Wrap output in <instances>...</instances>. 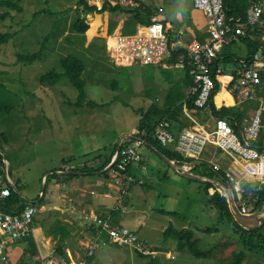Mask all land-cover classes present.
I'll use <instances>...</instances> for the list:
<instances>
[{"label":"rangeland","instance_id":"374dc122","mask_svg":"<svg viewBox=\"0 0 264 264\" xmlns=\"http://www.w3.org/2000/svg\"><path fill=\"white\" fill-rule=\"evenodd\" d=\"M10 1L22 8L14 10L0 6V13L9 14L5 20L0 21V31L9 35L8 41L2 45L0 51V133H5L8 139L3 154L8 162L9 179L14 183V187L16 185L19 189L20 195L32 202L42 193L44 176L61 168L63 160L70 159V163L79 164L81 158L86 156L74 157L114 143L119 144L121 140L127 139L125 136L130 135L136 125L135 111L141 107L137 94L141 92L143 95L145 89L154 90L147 87L145 79L153 73L149 67L156 65H133L119 69L111 60L105 46L108 38L117 34L118 27L116 26L109 36L106 32L110 20H116L115 16L110 17L107 13L90 14L92 27L82 35L73 30L75 20L85 16L82 14L83 6L77 3L78 0ZM89 1L91 5L102 7L95 0ZM149 1L152 0H148L145 5H148ZM155 2L165 7V17L167 16L175 27L188 28L196 24L203 25L205 22L207 29L206 17L202 10L194 7L193 0ZM236 40L224 43L222 49L218 50L219 54L225 50H234L237 45L241 46V42ZM40 50L42 53L39 59L32 62L20 59L21 56L31 55ZM69 55L82 58L85 65L81 77L85 91V103L82 107L70 104L77 101L79 92L68 78L61 77L55 84L40 80L51 70L56 72L62 70L60 60ZM237 78L240 79L238 73ZM113 81L116 83L115 87L111 86ZM88 102L93 105H89ZM118 152L116 151L104 170H111L112 165L117 162ZM157 162L161 166L159 174L166 175L169 180V194L161 192L159 199L145 202L146 197L152 196L151 193H147L146 196L142 195L140 201L133 199L132 205L129 203L130 196L124 197L127 212L134 211V205H139L143 211L141 216L153 230L147 232L143 229L149 228L141 229L134 224L133 217L129 218V215L122 212L119 214L123 219V226L118 227L136 231L137 234L132 232L145 245L138 237L135 245L141 243L145 248H152L164 255L145 256L136 250L135 245H115L110 242L105 244L108 238L106 233H103L98 242L101 244L93 257L87 259L88 262L154 264L151 261L156 258L161 264H216L214 258L194 259L186 249L179 250V242L187 240L180 239L177 232L190 234V241L194 242L195 247L206 250L231 230L217 221V213L209 206L203 192V182L188 178L161 159ZM154 174L157 176V170H154ZM58 180L61 182L60 178L50 182L45 194L46 197L57 199L58 202L52 201L51 204L40 208L37 205L38 212L33 217L32 225L34 222L35 226H42H36L39 230L36 239L42 253L53 251L52 248L45 246L47 234L44 229L56 230L59 225L54 222L55 219H59V224L62 220L70 226H76L79 231L76 238L68 239L67 242L71 246H64V255L68 252L65 247L70 249L71 254H84L80 259L76 258L75 254L73 258L67 257L72 262L79 259L77 264H80L92 246L90 240L92 242V238L99 235V229L95 223L87 224L80 212L61 200L65 198L61 196L64 189L60 188L62 184H58ZM228 181L230 182L229 178ZM163 188L157 186L156 190L163 191ZM170 211L172 213L169 214ZM78 216H81V219ZM85 224L90 228L95 224L94 232L92 230L88 233L89 229ZM162 227L172 232L163 233ZM176 230L178 231L175 232ZM260 232L264 235L262 229ZM50 240L54 249L60 247L63 249V244ZM252 252H247L250 255V257L247 255L248 264H264V250H261L259 255L254 253L257 251ZM57 255L61 257L59 253ZM173 255L176 258L172 259ZM8 256L14 264H21L22 261L25 264L27 253L23 250L22 244H17L9 247ZM164 257L171 261L166 260L164 263ZM62 258L64 259L63 256Z\"/></svg>","mask_w":264,"mask_h":264},{"label":"crops","instance_id":"0c3cea01","mask_svg":"<svg viewBox=\"0 0 264 264\" xmlns=\"http://www.w3.org/2000/svg\"><path fill=\"white\" fill-rule=\"evenodd\" d=\"M261 1H264V0H261ZM148 5L153 6L152 8L153 15L158 14L159 10L161 9L159 18L162 20V23L164 24L166 22L169 23L170 28L171 29L173 28V31L175 32L177 31L180 32V34L183 35V39L186 42L191 41L193 39H196L202 42L204 41L207 42L209 40L207 29L205 28V22L203 23V25L196 24L195 26L188 27V28L175 27L167 19V16L165 17L166 9L163 5L156 3L155 0L149 1ZM263 12H264V7H263ZM126 18L127 16L124 17L122 15H118L117 33L121 32ZM91 27L92 26L90 25L89 29ZM140 27L141 26L136 27V33L143 32V30H140ZM254 35H255V38L259 40L258 48L261 46L264 47V38L258 33H254ZM236 41L241 42V46L237 45L234 48V50L232 49L225 50L224 55H226L227 52L235 54V57H233V60L242 59V58H250L252 55L248 54L247 45H245L244 42L241 40H236ZM240 48H243V49H240ZM218 55L222 57V55L219 54V52H218ZM233 60L230 61L228 59V60H225L223 63L221 62L220 63L221 65H230L234 63ZM168 61L166 62V64L163 63L160 65L149 67L153 70V73L150 75L149 78L145 79L143 77V79H145L146 84H148L147 87H149L150 89H154V90L151 91V90L145 89V93L143 95L141 94V92L137 94V98L141 102L140 104L141 107H138V109H136L135 111V115L137 116V119L135 121L136 124L139 118L144 113H148L151 115L153 114L154 116H156L154 118L160 121L158 126L167 129L174 136H177L180 133V131L184 128H190V129L194 128L197 130L200 129V130H206V131L208 129L212 130L214 126V122L217 119L218 115L212 112L211 105L206 109L198 110L196 107H193V106L190 107L187 104L186 100L190 96V89H189L190 80L186 76V71L184 68L183 69L179 68L176 62L174 61H169V62ZM189 65L190 64H185L184 67H187ZM234 72L236 71L233 68L230 70V72L228 70L227 73L225 70L223 74L219 75L216 78L218 85H217V90H215V94L211 100V103L217 110L236 109L237 113H236V116L234 117H237L238 119L239 123H237V127H238L237 133L240 134L250 123V119L253 115V112L256 109V107L254 108L253 106L252 107L250 106L249 109L246 110L245 114L241 116V114L243 113L242 110H245L244 104L247 103V101L251 99H253V101H256V102L258 101V105H257L258 107L264 104V97L262 96V94L258 95V93L264 92V90H262L264 88V82H261L258 85L259 86L258 90L254 88L253 90L254 92L252 93V97L250 99L241 100L238 96L232 95L233 93L231 94L229 91L228 82L230 81L231 74ZM180 95L182 96L183 99L181 98V100L176 104V106L178 107H173L172 110H177V109L182 110L183 116L187 118L184 121V123H186L185 127H181L180 124L175 123V121L173 120L172 121L165 120L167 116L166 115L161 116L160 114L162 110H165L166 104H170V102L178 100ZM140 97L141 99H139ZM138 104L139 103H136V105ZM153 109H155L156 112ZM224 118L227 120L226 117ZM177 119L179 122L178 117L175 120ZM134 128H137V126L135 125V127H133L132 130ZM172 148H173V151L177 153L174 147H171V149ZM261 149L263 148L261 147ZM90 152L74 157V158H79L81 156H86V157L81 158V161L79 164H72L70 163V159H69L65 161L62 167L59 168L57 171H54L47 175V177L50 175H53L54 173L58 175L54 179H58V178L61 179V182H59L60 180H58L57 183L62 184L60 185V188L64 189V193L61 196L66 198L65 199V198L60 197L61 200L65 201V204L67 203L70 208L76 209L78 212H80V214L82 215V218H84L85 222L89 225H91V223H94L93 218L96 217V218H102L105 220H109V223L112 226H115V227L123 226L122 225L123 219L120 217V214H119L120 212H122L124 214L129 215L128 216L129 218L133 217L134 224H137V226L140 227L141 229L149 228L147 226V223L144 221L143 216H141L143 211L141 210V208H139V205H134V211L127 212L128 208L124 207V205L126 204V199L124 197L126 195L130 196L129 203L130 205H132L134 204L133 199L136 198L138 201H140L142 199V195L146 196L147 193H151L152 196L150 198L146 197L144 199L145 202L152 201L153 199H159L160 198L159 194L161 192H164L165 195L169 194L170 192V189L168 186L169 180L167 179L166 175L159 174L161 173V166L157 164L158 159L163 160L166 164L173 167L175 170L177 169L176 165H178L181 162H185V167L187 169L190 168L188 167L189 164L190 165L192 164L193 167L195 166V168L193 169L194 175L192 174L190 175L183 174V175L187 176L190 179L203 182V192L206 195L207 200H209V197L211 196L212 192L217 191V189L224 188V190L226 191L225 188H229V189L231 188V193L233 197L235 196V203L237 205L245 203L247 208L250 209L253 212V214L259 213L262 209L261 207L259 208V210L257 208L255 210V207H256L255 203L257 200V193L261 191L262 189H264V187L260 186L256 179L250 178L245 174V172L242 169L241 159L225 153L224 151H222L221 149H219L217 146L213 144L207 145V147L204 149L202 154L197 159H192L190 157L186 159V157L184 156L182 160L180 161L170 160L169 158L163 155H160L154 149V147L147 148L144 145L141 148V156H142L141 161L142 162L140 164H132L128 168V173L133 178V180L126 181V187H125L126 193L124 194L121 193L122 192L121 188L119 187L118 184L115 183L113 178L111 177L109 178L108 176L106 177L102 176L101 172L88 173V172L81 171V172H77L75 177L73 178H71L70 176H67V174L74 167H80V168H83L84 166L93 167L98 163V160H94L91 155H87ZM165 159H168V162ZM244 163L247 164L248 166V163L246 161ZM154 170H157V176L154 174ZM190 172H192V169L190 170ZM45 176L43 179L44 191H45V185H46V179H47V177ZM228 178H233L234 181L230 183L228 182ZM235 182H237L236 186H234ZM49 185L50 183L48 184V186ZM157 186L164 187L163 191L161 190L157 191L156 190ZM236 187L237 189H235ZM44 191L42 190L41 195H39L40 197L43 196ZM228 199L229 197H227V201ZM52 201L54 203L58 202L57 199L53 200V199H50L49 197L44 196L43 205H39V208L42 206L45 207L46 205L51 204ZM27 203H30V201H28ZM153 208L154 207H151V209ZM52 209H54V207ZM62 211H65V210H62ZM170 213H172V211H170L169 214ZM60 221L62 222L61 224H59V219H55L54 221L55 223L59 225L56 230L47 231V229H44L45 233L47 234L46 240H45L46 242L45 246L46 248L50 247L52 248L53 251H57V253H59L57 248L54 249V247H52L50 239L54 240L56 243L63 244V249H61L62 253H59L61 255V258L63 256L67 264H77L78 260L82 258L84 254H79V253L71 254L70 249L66 247L71 246V244L68 243L67 241L68 239L72 237L76 238V234L79 230L76 226H73L72 224H71L72 226H70L67 222H64L62 220ZM67 221L71 222L70 220H67ZM87 224H85V227L89 229V231L87 230L88 233H90L92 230L94 232L93 227L95 224L92 225L93 226L92 228H90V226ZM36 226H40V225H36ZM36 226L34 225V222H33V227H32L33 237L26 238L22 242L18 243V245L19 244L23 245V250L27 253L25 264H37V262L39 261L41 257L48 256L53 252V251H50L48 253H42L41 250L39 249L38 242L36 239V233L39 230L36 229ZM143 230L147 232H151L153 228L143 229ZM62 231H64L65 235H67V233H69V235L67 236L63 235ZM161 231L163 233L172 232V230H169L165 227H162ZM177 231L178 230H176L175 232ZM134 232L136 233V231ZM63 236H64V239H62ZM87 237L89 238V235ZM95 240H98V239L93 237L92 242ZM78 242H80V238H78ZM92 242L90 240V243ZM107 242L108 240L105 241V244ZM140 242L142 243V241ZM64 246H66L65 247L66 250L68 249V252L65 253L66 255H64V252H65ZM73 254H75L76 258H79V259L74 260L72 262L67 257L71 256V258H73L74 256ZM21 264H24V261H22Z\"/></svg>","mask_w":264,"mask_h":264},{"label":"built area","instance_id":"2783aa9c","mask_svg":"<svg viewBox=\"0 0 264 264\" xmlns=\"http://www.w3.org/2000/svg\"><path fill=\"white\" fill-rule=\"evenodd\" d=\"M103 5L106 2H112L120 7L135 9L140 7L147 0H95ZM195 7L204 11L207 17L208 38L206 42L196 39L185 44L186 54L179 56V66L182 67L183 59L188 58L191 65L189 74L192 77L193 84L190 92L196 93L194 106L199 109H206L209 106V100L214 91V76L223 73L218 69L213 73L209 71V65L213 62L216 51L223 42L230 40L229 33L242 35L244 30L249 27L250 31L264 27V19L261 17L264 7V1H255L247 12V26L237 27L235 30L227 22L223 11L222 0H194ZM88 4L90 1L87 0ZM156 23L152 27L149 34H138L127 36L118 33L112 36L113 43H107V51L111 60L118 66H129L134 63L153 64L163 59L167 54L171 43L168 32L171 28L164 27V23L159 17H154ZM238 21V20H237ZM180 41V40H179ZM254 64V65H253ZM237 70L241 75L240 85L235 88L238 97L241 100L250 99L254 88L262 82L264 74V51L257 52L247 60H240L237 64ZM243 93V96H242ZM264 118V104L259 106L253 112L248 126L238 134L233 131L227 124L225 119H216L215 128L202 133L197 129L184 128L175 137L171 132L157 128L152 131L155 139L163 145H169L182 156H199L205 147L213 144L225 153L235 156L242 160V169L245 174L256 179L260 186L264 187V144L259 148L255 142L259 137V132L263 127L262 120ZM146 131L139 128L133 129L129 143L122 146L119 143V152L115 168H111L110 172L113 180L121 188V193H126V181L133 180L127 171V167L132 164H139L141 161V147L145 145L144 137ZM248 163L245 164L244 162ZM250 165V166H249ZM252 165V167H251ZM233 182L234 179L230 178ZM12 186V182L7 180ZM230 182V183H231ZM237 182L234 183V186ZM237 189V187L235 188ZM10 190L7 187L0 189V199L6 198ZM243 214H249L250 211L245 203L241 204ZM36 208L27 203L17 213L4 212L0 208V264H14L8 256V247L16 245L26 239L33 233L31 220ZM93 222L99 229V235L103 231H109V241L116 245H135L137 237L126 229H111L110 223L102 218H93ZM97 240L92 242V246L80 264H98L94 261L88 262V258L93 257L98 246ZM136 248L144 254L151 253V250L145 248L141 244H137ZM40 264H67V262L59 257L57 253H51L40 259Z\"/></svg>","mask_w":264,"mask_h":264},{"label":"trees","instance_id":"16d2710c","mask_svg":"<svg viewBox=\"0 0 264 264\" xmlns=\"http://www.w3.org/2000/svg\"><path fill=\"white\" fill-rule=\"evenodd\" d=\"M255 1H261V0H223V11L225 13V17L226 20L229 24H232L233 28H236L238 26V23L235 21L237 18L240 19V21H242L244 23V26H247V12L249 10V8L255 3ZM80 6H83L82 8V14H84L85 16H80L78 19L75 20V22L73 23V30L76 33L82 34L84 35V33H86L89 29L90 26V22H91V18H90V14L93 13H97V14H103V13H107L108 15H110V17L115 16L116 20H110L109 26H108V30H107V35L112 34L113 30L116 28L117 24H118V15H122V16H127V18L124 21L121 33L125 34V35H133L136 32V27L137 26H141V27H150L151 26V15H152V8L153 6L151 5H144L142 4L140 7H136L135 9H128V8H124V7H120L118 5H113L110 2H106L102 5V7H97L96 5H89L88 2L86 0H78L77 2ZM0 6L4 7V8H8V9H14V10H18L20 9V5L17 3H12V1L10 0H2L0 2ZM8 12H3L0 13V21L1 20H5L6 16H8ZM262 18H264V12H262L261 15ZM246 29L249 30V27H247ZM250 31V30H249ZM255 31V30H254ZM234 32H232L231 34H233ZM9 39V35L0 31V51H1V47L4 43H6ZM237 40H241L244 42L245 45H247L248 48V54L253 55V53L256 51V49L259 46V40L257 38H255L254 33H247L246 35H238L236 37ZM189 42V41H188ZM106 47V46H105ZM42 53V50H40L37 53H33L31 55H26V56H21L20 59L27 61V62H32L36 59H39L40 55ZM226 53V52H225ZM181 54H186V49H179V50H175L172 52V55L170 57V59H167V61H174L176 62L177 58L179 55ZM228 54V55H227ZM226 55H224V52L221 54V56H217V58L215 59V64H221L223 63L225 60H233V57H235V54L232 53H228L227 52ZM249 55V56H250ZM248 56V57H249ZM109 59V58H108ZM248 59V58H246ZM238 60L240 59H234L233 60V64L234 66H236V64H238ZM168 61V62H169ZM221 62V63H220ZM186 63L189 64L188 62V58L186 60ZM60 65H61V69L60 71L56 72L55 70H51L48 73L44 74L40 80L41 81H48L49 84H55L56 82L59 81V79L61 77H66L68 78V80L70 81V83L78 90L79 95L77 98V101L74 103H70L73 106H77V107H82L85 103V91H84V82L82 80V74L84 71V63L82 61V58L75 56V55H69L66 57L61 58L60 60ZM149 66V65H148ZM119 69H124L125 67L119 66ZM186 71V76L188 77V79L190 80V85L193 84V80L191 75L189 74V69H191V65L187 66L184 68ZM215 80V90H217V81H216V77L214 78ZM237 80V73L234 72L231 74L230 77V81L228 82L229 87H231ZM262 82H264V74L262 75ZM112 87L116 86V83L113 81L111 84ZM191 87H189L190 89ZM259 86L256 87V90H258ZM264 90V88L262 89ZM215 92H213L212 97L209 100V106L211 105L212 107V112L216 115L221 116V117H226L227 121L229 122V124L234 128V131L237 132V123L238 119L236 116V109H221V110H217L213 104L211 103V100L214 96ZM262 94V96L264 97V92L263 93H258ZM182 96L180 95L178 100L170 102V104H166V108L165 110H162L160 112L161 116H167V118L165 120L168 121H175V123L180 124L181 127H185L186 123H184V121L187 119L183 116L182 114V110L181 109H177V110H172L173 107H178L176 106V104L181 100ZM196 98V93H191L190 92V96L188 97L187 104L190 107H195L194 106V100ZM183 99V98H182ZM89 105H93V103H89ZM258 101H253V99L247 101V103L244 104V108L245 110H242L243 113L241 114L244 115L246 110L249 109V107L253 106L254 108L258 107ZM197 108V107H196ZM198 110H202L197 108ZM155 110V109H153ZM172 110V111H171ZM156 112V110H155ZM153 114H148V113H144L139 120L137 121V128H139L140 130H144L146 131L147 135L144 137V141H145V147L150 148V147H154L157 152L160 155H163L167 158H169L170 160H182V156L179 155L178 153L174 152L173 149H171L172 146H163L161 145V143L159 141H157L156 139H154V137L152 136V131L155 130V128L160 127L159 125V120H156ZM179 118V122L178 119L175 120L176 118ZM155 119V121H154ZM262 124L263 127L261 128L260 132H259V137L256 140L255 144L261 148L264 142V118L262 120ZM182 129V128H181ZM130 139H124L121 142V145H127L129 143ZM8 142L7 136L5 133H0V151L3 153L4 150V145H6ZM117 143H114L111 146H106V147H102V148H98L96 150L91 151L89 154L87 155H91L92 158L94 160H98V163L96 164V166L94 167H74L73 169H71V171L67 174V176H70L71 178L75 177L77 172H101L102 176H108L109 178H113L109 170H104L105 167L111 162L113 156L115 155L117 148H118ZM144 146V145H143ZM142 146V147H143ZM141 147V148H142ZM141 150V149H140ZM0 152V184H4L3 186H0V188L3 187H8L10 192L9 195L6 198H1L0 199V208L4 211H13V210H19L22 209L24 207L25 204H27V200H25L19 193V189L16 187H12L8 182L7 179L5 177L4 174V170H3V159L5 158L7 160L6 157H4ZM187 159V158H186ZM185 159V160H186ZM120 158L117 160L116 163H114L112 165V168L116 167V164L119 162ZM184 161V160H183ZM65 160L62 161V163H64ZM10 166V165H9ZM130 166H128L126 169L128 171V168ZM195 168V166L192 168V172L193 169ZM58 169H56L55 171H57ZM215 171V170H213ZM218 171V170H217ZM8 172H10V168L8 169ZM55 173L53 175H50L47 177L46 179V185H45V191L43 193V196L40 197L38 196L35 201H32V204L35 205H43V200H44V196L45 193L47 191V186L48 184L52 181V179L56 178ZM209 202V206H211L215 212L217 213V221L220 222L221 224H223L228 230L230 229L231 232L228 234H225L219 242H217L215 245H213L210 248H207L206 250H200L199 248L195 247L194 242H191V236L188 233H184V232H177V234L180 236V239H184L187 240V242H179L180 245L178 246L179 250L182 249H186L190 254L191 257L194 259H210V258H214L216 260V264H248V257H250L249 254H247L248 251L252 252V251H257L254 252L256 255L261 254V250H264V235L260 232V230L262 229L264 231V221L260 222L259 226L257 228H245L243 226H241L233 217L232 213L229 210L228 207V203L227 200L224 196L220 195L217 191H214L211 196L209 197V200H207ZM264 201V189H262L261 191H259L257 193V200H256V208L259 210V208L262 207ZM63 235L64 231H62ZM67 235H69V233H67ZM65 235V236H67ZM238 235V238H237ZM62 239H64V236L62 237ZM189 243V244H188ZM238 243H239V248L238 249ZM59 253H62V250L60 248L57 249ZM227 253H229V257H227ZM253 253V252H252ZM141 255V254H140ZM161 257L164 254L160 253L159 254ZM216 255V256H215ZM248 255V257H247ZM144 256V255H142ZM156 257V256H155ZM176 258L173 255L174 259ZM165 259V257H164ZM167 261H171V259H165L164 263H166ZM154 264H158L159 260H157L156 258H153V260L151 261ZM168 263V262H167ZM161 264V263H159Z\"/></svg>","mask_w":264,"mask_h":264},{"label":"bare ground","instance_id":"6f19581e","mask_svg":"<svg viewBox=\"0 0 264 264\" xmlns=\"http://www.w3.org/2000/svg\"><path fill=\"white\" fill-rule=\"evenodd\" d=\"M148 1V0H147ZM147 1H145L143 4L145 5V3L147 2ZM193 3H194V7H195V1L193 0ZM222 6H223V0H222ZM196 8V7H195ZM196 9H199V8H196ZM223 9H224V7H223ZM201 10V9H200ZM203 11V10H202ZM161 13V9L159 10V13L158 14H152L151 15V18H150V21H151V26L150 27H140V30H143V32H141V33H136L135 32V34H133V35H138V34H149V33H151V31H152V27H153V25L156 23V21L154 20V17H159V14ZM203 13H204V11H203ZM204 15H205V17H206V14L204 13ZM226 18V17H225ZM264 19V18H263ZM238 20V21H237ZM237 23H238V26L237 27H243L244 26V23L242 22V21H240V19L239 18H237L236 20H235ZM206 23H207V17H206ZM231 25V27H232V24H230ZM164 27H169L170 28V24L169 23H165L164 24ZM236 27V28H237ZM233 28V27H232ZM236 28H234V30L236 29ZM207 29H208V24H207ZM144 30H146V31H144ZM234 33L233 34H231V33H229L228 35L230 36V40L228 41V42H223L222 43V45L219 47V49L218 50H221V48L223 47V44L224 43H231L239 34H237V33H235V31H233ZM247 33H258V34H260L263 38H264V27H259L258 29H256L255 31H249L248 29H245L244 30V33L242 34V35H246ZM125 35V34H124ZM133 35H127V36H133ZM168 35H169V37H170V40H171V43H173L172 44V46H170V48H169V50H168V54L163 58V59H161L160 61H158V62H156V63H153V64H139V63H134L133 65H145V66H152V65H160V64H163V63H165L166 64V62H167V59H170V57H171V55H172V52L173 51H177V50H179V49H183V48H185L186 46H185V44H187L188 42H186L184 39H183V35L182 34H180V32H175V31H173V28L172 29H170V31L168 32ZM180 40V41H179ZM113 43V38L112 37H110L109 38V45H111ZM217 50V51H218ZM216 51V54H215V57H214V60H213V62L209 65V71L211 72V73H213L214 74V72L216 71V70H218V69H220V70H222L223 71V73H224V71L226 70V73L228 72V70H229V72H230V70L233 68L235 71H236V73H238L239 75H240V73H239V71L237 70V64H236V66H234V64H233V67H230V65H221V64H215V59L217 58V56H218V52ZM260 51H264V47H259V48H257L256 49V51L253 53V55L254 54H256L257 52H260ZM252 55V56H253ZM180 56V55H179ZM179 56H178V58H177V60H176V64H177V66L179 67V68H181V69H183V68H185L184 67V65L185 64H187L186 63V60H187V58H185V59H183V66L182 67H180L179 66V63H180V59H179ZM251 56V57H252ZM246 58H242V59H240V60H245ZM240 60H238V63H239V61ZM247 60V59H246ZM254 65V64H253ZM235 67V68H234ZM189 71H190V69H189ZM223 73H221V74H223ZM221 74H219V75H221ZM229 74H231V73H229ZM218 75V76H219ZM218 76H214V78L216 77H218ZM213 78V79H214ZM240 79H241V75H240ZM240 79H238L237 78V80H236V82L231 86V87H229V91H230V93L232 94V95H235V96H238V93H237V90L235 89V88H238L239 87V85H240ZM213 92H215V80H214V91ZM242 96H243V93H242ZM217 118H219V119H225L224 117H221V116H219V117H217ZM226 120V119H225ZM226 122H227V124L229 125V127L234 131V129L230 126V124L228 123V121L226 120ZM215 123H216V120H215V122H214V126H213V128H212V130L215 128ZM162 129L163 130H166V131H168L167 129H165V128H163L162 127ZM199 131H201L202 133H204V132H206V130H200V129H198ZM209 131V130H208ZM152 136H153V134H152ZM154 137V136H153ZM155 139V138H154ZM157 140V139H156ZM158 141V140H157ZM161 145H163L162 143H161ZM163 146H169V145H163ZM155 149V148H154ZM173 149V148H172ZM220 149V148H219ZM156 150V149H155ZM157 151V150H156ZM204 151V150H203ZM202 154V153H201ZM200 154V155H201ZM199 155V156H200ZM199 156H197V157H191V156H185L186 158H188V157H190V158H192V159H197ZM142 162V161H141ZM140 162V163H141ZM3 170H4V174H5V177H6V179L7 180H10L9 179V175H8V173H7V168H8V162H7V160L4 158L3 159ZM179 165V166H178ZM178 165H176L177 166V171L179 172V173H181V174H185V175H190V174H192V175H194V173L193 172H190V170L193 168V166H192V164L190 165V168L189 169H187L186 167H185V162H181V163H179ZM143 166V165H142ZM6 187V186H5ZM12 187H14V183L12 184ZM4 188V187H3ZM8 188V187H7ZM0 189H2V188H0ZM9 189V188H8ZM35 208H36V211H35V213L33 214V217L36 215V213L38 212V206L37 205H35V204H32ZM4 211V210H3ZM21 211V209H19V210H13V211H4V212H8V213H17V212H20ZM33 217H32V220H33ZM32 220H31V226L33 227V225H32ZM110 228L111 229H126V230H128L129 232H131V233H133L130 229H128V228H125V227H115V226H112L111 224H110ZM103 233H106V235H107V238H108V240H109V231H103L101 234H103ZM100 234V235H101ZM134 234V233H133ZM135 235V234H134ZM29 237H33V233L32 234H30L27 238H29ZM99 238H100V236L98 237V240H97V242H99ZM139 244H141V243H139ZM142 245V244H141ZM131 246V245H130ZM10 247V246H9ZM9 247H8V249H9ZM135 248H136V245L134 246ZM136 250L137 251H139L137 248H136ZM140 253H143L142 251H139ZM42 258V257H41ZM40 258V259H41ZM40 259H39V261H38V263L37 264H40L39 262H40Z\"/></svg>","mask_w":264,"mask_h":264},{"label":"water","instance_id":"95a60500","mask_svg":"<svg viewBox=\"0 0 264 264\" xmlns=\"http://www.w3.org/2000/svg\"><path fill=\"white\" fill-rule=\"evenodd\" d=\"M230 67H233V64H231ZM117 152H118V148H117ZM1 154L4 156L2 152ZM165 160L168 162V159H165ZM225 189L227 191V197H229L228 199L229 209L232 210L233 216L239 223L241 222L244 226L249 227V228H256L260 222L264 221V201H263L262 209L259 213L253 214L249 217L247 216L244 217L241 211L239 210V208L235 204V199L232 196L231 190L229 188H225ZM42 190L44 191V185H43Z\"/></svg>","mask_w":264,"mask_h":264},{"label":"clouds","instance_id":"9594fccd","mask_svg":"<svg viewBox=\"0 0 264 264\" xmlns=\"http://www.w3.org/2000/svg\"><path fill=\"white\" fill-rule=\"evenodd\" d=\"M121 33V32H120ZM118 34V33H117ZM115 35V34H114ZM110 38V37H109ZM108 38V39H109ZM109 42V41H108ZM131 66H133V65H129V66H122V67H125V68H127V67H131ZM190 87H191V85H190ZM157 128H162V127H157ZM157 128H155V129H157ZM134 129H136V128H134ZM132 133V132H131ZM125 137H127V138H129V137H131V134H130V136H125ZM175 137H177V136H175ZM180 155V154H179ZM141 159H142V157H141ZM141 162V161H140ZM174 162V161H173ZM140 164V163H139ZM176 164V163H175ZM230 179V178H229ZM229 182V181H228ZM231 182V181H230ZM230 190H231V188H230ZM217 192L220 194V195H222V196H224L225 198H226V200H227V191H225L224 190V188L223 189H217ZM213 193V192H212ZM244 194V193H243ZM233 196V195H232ZM234 199H235V196L233 197ZM228 202V201H227ZM31 204H32V202H30ZM236 204V203H235ZM236 206L239 208V210L241 211V213H242V215L244 216V217H249V216H251L252 214H253V212L249 209V211H250V213L249 214H243V212H242V209H241V204L240 205H237L236 204ZM229 207V206H228ZM230 210V209H229ZM230 212L232 213V210H230ZM233 215V214H232ZM234 217V216H233ZM235 218V217H234ZM236 220V219H235ZM108 222H109V220H107ZM237 221V220H236ZM238 222V221H237ZM239 223V222H238ZM241 226H243V227H245V228H249V227H246V226H244L241 222L239 223ZM260 224V223H259ZM251 226H253V225H251ZM259 226V225H258ZM257 226V227H258ZM256 227V228H257ZM252 229H254V228H252ZM108 242H110L109 240H108ZM111 243V242H110ZM101 243H99L98 244V246L100 245ZM113 244V243H112ZM116 245V244H115ZM98 246H97V248H98ZM96 248V249H97ZM148 249V248H147ZM149 250H151V253H149V254H145V256L146 255H151V257H154V256H157L158 254H159V252L158 251H156V250H154V249H149ZM96 251V250H95ZM52 253H54V251L52 252Z\"/></svg>","mask_w":264,"mask_h":264}]
</instances>
